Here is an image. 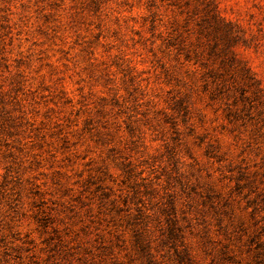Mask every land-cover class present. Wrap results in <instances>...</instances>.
Here are the masks:
<instances>
[{
	"label": "rangeland",
	"instance_id": "374dc122",
	"mask_svg": "<svg viewBox=\"0 0 264 264\" xmlns=\"http://www.w3.org/2000/svg\"><path fill=\"white\" fill-rule=\"evenodd\" d=\"M264 0H0V264H260Z\"/></svg>",
	"mask_w": 264,
	"mask_h": 264
},
{
	"label": "trees",
	"instance_id": "16d2710c",
	"mask_svg": "<svg viewBox=\"0 0 264 264\" xmlns=\"http://www.w3.org/2000/svg\"><path fill=\"white\" fill-rule=\"evenodd\" d=\"M260 264H264V259H262V261L260 262Z\"/></svg>",
	"mask_w": 264,
	"mask_h": 264
}]
</instances>
